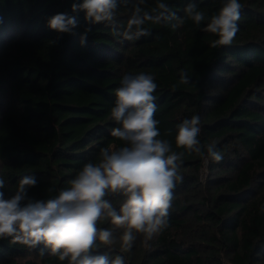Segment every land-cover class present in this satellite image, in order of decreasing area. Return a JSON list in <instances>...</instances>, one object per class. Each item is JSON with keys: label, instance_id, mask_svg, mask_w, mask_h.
Instances as JSON below:
<instances>
[{"label": "trees", "instance_id": "16d2710c", "mask_svg": "<svg viewBox=\"0 0 264 264\" xmlns=\"http://www.w3.org/2000/svg\"><path fill=\"white\" fill-rule=\"evenodd\" d=\"M82 0H0V178L5 198L24 175L34 176V200L55 196L99 149L122 146L110 135L115 89L123 74L154 76L155 118L175 151L177 126L201 118V144L223 155L211 160L185 151L183 181L173 191L169 227L129 252L119 245L94 251L120 254L125 264H264V0H239V31L231 45L191 20L182 26L146 25L151 36L121 42L104 24L89 26L71 12ZM149 7L155 0H147ZM178 15L194 2L206 16L223 0H164ZM75 15L73 33L48 27L56 13ZM126 21L123 14L118 17ZM86 43L81 44L85 29ZM59 37V38H58ZM56 43H50L51 41ZM186 74L189 83L181 82ZM208 170L205 179L203 171ZM108 199L118 208L121 197ZM111 228L108 221L99 224ZM120 234V230H115ZM0 239V264H68L38 245Z\"/></svg>", "mask_w": 264, "mask_h": 264}, {"label": "clouds", "instance_id": "9594fccd", "mask_svg": "<svg viewBox=\"0 0 264 264\" xmlns=\"http://www.w3.org/2000/svg\"><path fill=\"white\" fill-rule=\"evenodd\" d=\"M242 7L239 0H223L218 12L208 17L190 2L180 16L164 0H155L151 7L147 0H82L72 3L71 12H83L89 26L104 24L114 36L122 38L121 42L151 36L146 26L149 24L177 28L187 19L199 27L207 20L202 30L217 37L211 42L212 47H217L232 44L240 30ZM121 9L126 21L118 18ZM47 23L57 33L71 34L79 22L75 15L65 12L49 17ZM90 30L86 28L81 36L82 45ZM181 82L189 83L186 74L182 73ZM156 89L151 74L122 75L111 109V119L118 126L110 132L122 146L100 148L96 160L86 162L69 186L55 196L46 200L30 198L28 190L37 184L31 175H24L7 198L0 191V239L10 237L11 244L29 249L43 245L41 257L46 249L68 264H125L123 255L110 258L107 252L94 250L98 245L109 249L119 245L121 252H129L137 234L148 241L164 232L169 227L173 191L183 181L180 169L185 151L203 155L206 147L208 157L215 162H221L223 155L214 143L201 144L199 115L177 126L175 145L185 151H175L171 141L161 139L155 118ZM5 187V180L0 178V189ZM113 195L122 198L118 208L108 199ZM102 221L110 222L112 227H99Z\"/></svg>", "mask_w": 264, "mask_h": 264}, {"label": "rangeland", "instance_id": "374dc122", "mask_svg": "<svg viewBox=\"0 0 264 264\" xmlns=\"http://www.w3.org/2000/svg\"><path fill=\"white\" fill-rule=\"evenodd\" d=\"M207 173H208V170L205 168V170L203 171V176H204L203 179H205ZM115 197H116V196H115Z\"/></svg>", "mask_w": 264, "mask_h": 264}]
</instances>
